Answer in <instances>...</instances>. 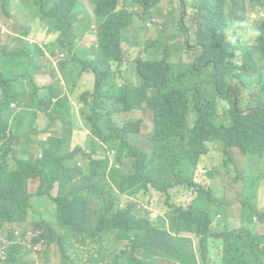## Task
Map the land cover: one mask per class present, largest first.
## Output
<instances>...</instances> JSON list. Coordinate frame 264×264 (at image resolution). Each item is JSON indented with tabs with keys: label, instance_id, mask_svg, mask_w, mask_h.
Returning a JSON list of instances; mask_svg holds the SVG:
<instances>
[{
	"label": "clouds",
	"instance_id": "1",
	"mask_svg": "<svg viewBox=\"0 0 264 264\" xmlns=\"http://www.w3.org/2000/svg\"><path fill=\"white\" fill-rule=\"evenodd\" d=\"M0 4L8 15L15 5L26 19L18 38L10 26L0 34V55L25 57L29 41L31 120L29 232L8 233L27 220L5 222L3 258L29 244V264H264V133L246 129L242 117H264V0H29V12L18 0ZM200 18L215 21L206 33L210 45L191 29ZM183 59L200 64L202 75ZM183 70L189 78L180 85ZM160 75L172 77L189 107L166 120L165 156L153 159L146 141L152 119L150 131L143 133L144 120L140 134L125 140L128 133L109 132L140 118L93 102L117 103L122 89L152 87ZM208 94L216 97L211 112L195 103ZM136 112L144 113L127 114ZM21 149L7 151L12 166L27 158L14 154ZM49 151L71 162L66 171L43 164ZM63 175L87 185L80 190L86 199L71 200V217L63 210ZM225 176L242 181L246 201L222 207L227 193L216 184Z\"/></svg>",
	"mask_w": 264,
	"mask_h": 264
},
{
	"label": "trees",
	"instance_id": "2",
	"mask_svg": "<svg viewBox=\"0 0 264 264\" xmlns=\"http://www.w3.org/2000/svg\"><path fill=\"white\" fill-rule=\"evenodd\" d=\"M10 0H3L5 5H8ZM19 6L24 10L29 12V0H18ZM210 2H206L209 4ZM5 12L0 11V27L4 29L9 28V20H3L1 18L7 17L9 7L3 9ZM213 12H216L213 9ZM223 12V11H222ZM221 12V13H222ZM221 17V16H220ZM213 19H197L191 24V29L195 34L198 40L202 39L209 45L211 41L206 35L209 28L214 24ZM13 37L18 38V31H13ZM25 56L29 54V41H25ZM198 57L196 60H199ZM2 59V55H0ZM25 57L21 56H7L3 61L0 62V87L6 88V84H9L12 81L19 80L24 83L27 79V72L22 71L18 64L22 62ZM165 66V59L161 60ZM10 63V66L16 71L14 78L5 77V68L7 64ZM183 63L186 64L185 67L190 68L192 73H198L202 75L204 70L199 71L198 68L201 66L198 63L194 64V61H186L183 59ZM181 63V67L183 65ZM189 73L186 70L176 75V81L179 80V84L182 85L187 81ZM165 81H162V75L158 76L154 82H152V87L139 88L130 87L129 89H122L123 97L117 103H105L99 100L93 102V107L95 108H105L111 114H117L121 117H124L127 112L131 110H140L145 113L146 119L150 118L153 122V130L150 132V135L146 137L147 143H152L155 151L151 157L157 159L158 157L165 156L163 152L159 149L161 145L163 136H164V127L166 126V120L168 118H173L175 116L184 114L186 109L189 107L188 99H185L184 93L180 89L173 86L172 77L165 75ZM202 96V95H201ZM15 98V99H14ZM14 98L5 96L0 93V140H3L2 149L4 151L1 156L0 161V227L7 221L14 222H24L29 219V193H28V180H29V91L26 89H21L14 94ZM18 102V119L16 122H12V125L9 126V123L5 119L6 113H12V103ZM195 103L204 108L206 111H213L216 105V97L214 94L203 95L202 97L196 98ZM243 122L246 129L258 130L264 133V117H258L254 113H249L243 115ZM95 122L92 127H95L99 124V117H93ZM54 120V119H53ZM145 118H140L137 120H132L126 123V129H117L114 128V131L109 133L117 136L123 137L124 133H128L125 136V140L128 139L131 135H139ZM86 123L91 121V118H85ZM22 127L23 125L27 126V129L21 132L20 134L13 135L12 127L14 125ZM255 133H253V136ZM110 134L102 135L104 140L108 139ZM253 141V140H251ZM257 143V141H253ZM22 146L21 151H13L14 154H22L27 156L25 159H16L15 165H11L7 159V151L12 146ZM92 149L95 148V145H91ZM65 155L60 152L53 153L47 152L45 159L42 160L43 164H46L49 167L57 168L56 171L63 170L66 171L68 168L66 164H70V161L65 160ZM69 170L72 173H76L74 167H70ZM256 173V171L254 172ZM63 185L65 192L67 193V205L63 206V210L66 211V215L70 216V205L71 200L76 203L79 200L86 199L82 196V191L87 185L83 182L75 180V177L72 175H63ZM259 185L258 176L252 178V186L254 191L257 190ZM253 194V193H251ZM256 197V196H253ZM256 214L262 218L263 214L259 212L257 204ZM91 214H96L95 211H91ZM29 244L21 245L17 248L11 249L7 256L3 259H0L1 264H29V259H25L22 255L23 252L29 254Z\"/></svg>",
	"mask_w": 264,
	"mask_h": 264
},
{
	"label": "rangeland",
	"instance_id": "3",
	"mask_svg": "<svg viewBox=\"0 0 264 264\" xmlns=\"http://www.w3.org/2000/svg\"><path fill=\"white\" fill-rule=\"evenodd\" d=\"M169 0H162V4H166ZM0 11L4 12L1 4H0ZM11 14L8 15L7 17L1 18L3 20H9L10 22V27L13 30H17V31H21L23 29V26L25 25L26 19L22 16L17 15L16 11H15V5L12 7V9L10 10ZM5 13V12H4ZM3 27H0V34L1 35H8L7 32H3ZM174 38H171V40H173ZM183 39V38H181ZM18 64L19 68L22 71L27 72V79L25 80L24 83L20 82L19 80L17 81H12L9 84H6V88L0 87V93L8 96V97H12L14 98V94L17 91H20L21 89H26L27 91H29V54L25 56V59H23L22 62L19 63H15ZM7 68H5V77H12L14 78L16 75V71L14 70V68L12 66H10V63L7 64ZM47 81L46 79H43L42 82ZM15 99V98H14ZM17 105L12 109V113L8 112L5 115V119L7 120V122L9 123V126L12 125L11 123V119L12 122H16L18 119V109H19V105L18 102L16 101ZM79 112H82L83 114L88 115L89 111L87 108H85L84 106H81L79 108ZM142 116H144L145 118V123L143 126V133H146L148 131H150L152 129V123H151V119L147 118L146 119V115L145 113H140V112H136V113H128L125 115L124 118H128V119H136V118H141ZM27 129V126L23 125L22 127H19L17 124L14 125L12 127V133L13 135H17L20 134L21 136V132H23L24 130ZM218 186L223 187V189L225 190V192L227 193L226 198L223 200V204L222 207H229L230 203L233 201L234 198L236 199H240L241 202L246 201L247 198L245 195H243V192H241L242 189V181H235L233 179V176H225L224 177V181L222 182H217ZM241 192V194H240ZM261 203H260V202ZM258 204L259 207L262 209L264 208V186L260 188V196L258 199ZM159 205V204H158ZM240 206V205H239ZM16 230H19L21 232V234H23L24 232L28 233L29 232V219L27 220V223L23 224V225H18L17 226H13L10 229H8V233L10 232H15ZM260 232H262L260 230ZM16 234V233H15ZM6 236L7 233L5 234ZM17 236V235H16ZM10 244L5 245V247H8ZM29 248V247H28ZM2 245H0V259H3V254H2ZM24 256L25 259H29V254L26 252H23L22 254Z\"/></svg>",
	"mask_w": 264,
	"mask_h": 264
},
{
	"label": "crops",
	"instance_id": "4",
	"mask_svg": "<svg viewBox=\"0 0 264 264\" xmlns=\"http://www.w3.org/2000/svg\"><path fill=\"white\" fill-rule=\"evenodd\" d=\"M3 47H6V43L5 42H0V49H2ZM2 59H0V62L2 61Z\"/></svg>",
	"mask_w": 264,
	"mask_h": 264
}]
</instances>
